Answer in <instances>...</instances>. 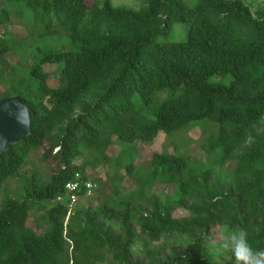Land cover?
Wrapping results in <instances>:
<instances>
[{"label": "trees", "instance_id": "obj_1", "mask_svg": "<svg viewBox=\"0 0 264 264\" xmlns=\"http://www.w3.org/2000/svg\"><path fill=\"white\" fill-rule=\"evenodd\" d=\"M13 1L42 35L5 36ZM140 1L136 10L112 0H0V100L19 96L31 113L30 135L0 159V264H235L231 252L222 262L210 253L222 229L243 230L264 250V7L253 15L242 0ZM176 23L189 24L185 40H169ZM59 33L68 43L49 36ZM195 130L191 155L154 152L139 164L140 150L110 153L116 142L152 146ZM33 152L47 180L22 176ZM102 167L106 179L91 180ZM15 178L19 189L1 199ZM95 184L98 207L82 206ZM34 210L42 214L32 227Z\"/></svg>", "mask_w": 264, "mask_h": 264}, {"label": "rangeland", "instance_id": "obj_2", "mask_svg": "<svg viewBox=\"0 0 264 264\" xmlns=\"http://www.w3.org/2000/svg\"><path fill=\"white\" fill-rule=\"evenodd\" d=\"M186 2V4L188 5L189 8H193L198 0H184ZM246 5H248L251 10L253 15L256 14V12L264 7V0H242ZM112 3L115 7H128V8H133V9H140L142 7L141 5V1L140 0H112ZM9 10L11 11V14L13 16V25L15 27H13L12 29H10L9 31H7L5 36H9V37H13L14 38H18L21 36H38L42 35L41 32H45V29L42 25H36L34 22V17L32 16V14L30 13V10L25 6V4L23 2H11L8 5ZM26 27H29L28 30H25ZM189 27V24H183V23H176L173 26V32L172 34L169 36V40L170 41H181V40H185L187 38V29ZM41 29V34L38 33V31H40ZM48 36V35H47ZM49 36H59L60 39H57L54 37V40L57 42H61V43H68L69 38L67 37V33H59L56 35H49ZM162 39V38H160ZM33 43L35 42L38 45V40L37 38L34 39L32 41ZM16 47L19 50H24L26 49V45L25 42L23 43V41L16 39ZM39 45H40V41H39ZM33 60V59H32ZM49 68V66H47ZM10 70L7 71V73H9ZM9 76L5 77V79H8ZM3 82L0 83V91L1 88H3L4 85V80H2ZM50 84L52 86H56L55 81L51 80ZM3 86V87H2ZM200 134L195 130L192 132H183L182 134L179 135H175L172 137H168L164 134H161L159 136V138L156 140L155 144H153L152 146H146V145H139V147L135 146H124L121 145L120 143L116 142L113 146V148L110 150V153L112 154L113 157L116 156H120L123 155L125 152H127L128 150L130 151H135L136 150H140L141 151V155L139 156V158L137 159V163L147 158H149L151 156L152 153L154 152H168V153H175V150H177L180 153H185L188 152V154H192L197 148H198V143L197 141L199 140ZM199 159H202L203 156L198 157ZM40 159V153L39 152H33L30 155V163L26 166H24V168L21 170V174L22 176H28L30 177L31 175H33L35 172H39L44 179H48L50 176V169L48 167V165L43 164L39 161ZM204 160V159H202ZM124 173V171H123ZM106 174H107V168L106 167H102L97 169L95 172H93V174L91 175V180H96V179H106ZM21 185V181L19 178H15V179H11L9 180V182L7 183L4 192L2 193V198L5 197H12L14 195V193L19 189ZM96 185V189L94 191V194L91 198L83 200L81 202L82 206L85 205H90L91 208H96L99 205L100 202V196H101V192H100V186L98 184ZM127 188L129 190H131V188L127 185ZM157 193L159 194H169L170 193V188L168 186H161V185H157L154 189ZM104 196V195H103ZM102 196V198H103ZM42 212H36L34 210V212L31 215V221H30V225L32 227H35L36 221H34V218H36V216L41 215ZM228 232L225 229H222L221 231H219V237H222L223 234H227ZM175 240H179V241H186L185 237H178V238H173V240H171L172 242H175ZM224 240H221L220 243H213V242H209L208 243V247L210 249V253L214 256L216 262H222L224 260H227V256H225L226 254H229V250L224 249L221 244ZM172 242H168V243H172ZM166 241L161 240L160 242H156V243H152L149 245H145L148 246L149 248L152 249H159L161 247H163L164 245H166ZM143 244L138 243V245L136 246V249L139 250L140 252L143 250V248L145 247ZM147 248V247H146ZM223 254L224 257H220V255ZM103 264H115L112 262V260H108L106 263Z\"/></svg>", "mask_w": 264, "mask_h": 264}, {"label": "water", "instance_id": "obj_3", "mask_svg": "<svg viewBox=\"0 0 264 264\" xmlns=\"http://www.w3.org/2000/svg\"><path fill=\"white\" fill-rule=\"evenodd\" d=\"M31 130V113L19 96L0 100V159L22 143Z\"/></svg>", "mask_w": 264, "mask_h": 264}, {"label": "clouds", "instance_id": "obj_4", "mask_svg": "<svg viewBox=\"0 0 264 264\" xmlns=\"http://www.w3.org/2000/svg\"><path fill=\"white\" fill-rule=\"evenodd\" d=\"M221 246L231 252L235 264H264V250H254L243 230L229 231Z\"/></svg>", "mask_w": 264, "mask_h": 264}, {"label": "built area", "instance_id": "obj_5", "mask_svg": "<svg viewBox=\"0 0 264 264\" xmlns=\"http://www.w3.org/2000/svg\"><path fill=\"white\" fill-rule=\"evenodd\" d=\"M77 188H78L77 184H69L66 187L67 191H69V192H75L77 190ZM87 188H88V195H90L93 191V186L91 184H89L87 186ZM67 198H68V200H67L68 207L71 210L73 208L74 204L76 203L78 197H76L75 194H72V195H69ZM58 200H61V199H58Z\"/></svg>", "mask_w": 264, "mask_h": 264}]
</instances>
